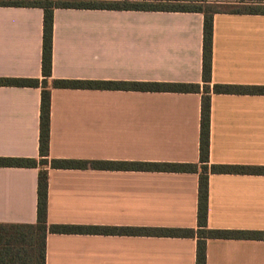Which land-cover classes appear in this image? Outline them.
I'll return each instance as SVG.
<instances>
[{
    "label": "crops",
    "instance_id": "0c3cea01",
    "mask_svg": "<svg viewBox=\"0 0 264 264\" xmlns=\"http://www.w3.org/2000/svg\"><path fill=\"white\" fill-rule=\"evenodd\" d=\"M202 15L53 13L51 78L202 85ZM42 11L0 7V78L41 79ZM211 84L264 85V16L216 14ZM40 90L0 87V157L38 158ZM200 95L52 90L51 159L197 163ZM210 164L264 166V96L211 95ZM37 169L0 168V224L36 222ZM196 174L48 169L50 225L197 228ZM209 229L264 231V176L208 177ZM195 239L47 234L45 264H195ZM206 264H264L208 240Z\"/></svg>",
    "mask_w": 264,
    "mask_h": 264
},
{
    "label": "trees",
    "instance_id": "16d2710c",
    "mask_svg": "<svg viewBox=\"0 0 264 264\" xmlns=\"http://www.w3.org/2000/svg\"><path fill=\"white\" fill-rule=\"evenodd\" d=\"M0 7L35 8L42 11L41 79L0 78V87L38 88L40 90L38 158L0 157V168L37 169L36 222L33 225L0 224V264H45L47 234L195 239V264H206L208 240L264 241V231L209 229L206 223L209 175L264 176V166L223 165L209 162L211 95L264 96V85L211 84L213 19L216 14L264 16V0H0ZM58 9L202 15V85L52 79L53 13ZM54 89L199 94L198 162L156 163L51 159L49 157L50 93ZM48 169L196 174L198 178L197 228L50 225L46 220Z\"/></svg>",
    "mask_w": 264,
    "mask_h": 264
}]
</instances>
